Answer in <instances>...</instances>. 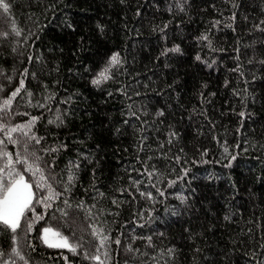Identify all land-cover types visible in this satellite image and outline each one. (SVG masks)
Here are the masks:
<instances>
[{
	"label": "trees",
	"instance_id": "trees-1",
	"mask_svg": "<svg viewBox=\"0 0 264 264\" xmlns=\"http://www.w3.org/2000/svg\"><path fill=\"white\" fill-rule=\"evenodd\" d=\"M5 2L0 264H264V0Z\"/></svg>",
	"mask_w": 264,
	"mask_h": 264
},
{
	"label": "snow or ice",
	"instance_id": "snow-or-ice-1",
	"mask_svg": "<svg viewBox=\"0 0 264 264\" xmlns=\"http://www.w3.org/2000/svg\"><path fill=\"white\" fill-rule=\"evenodd\" d=\"M0 8L7 12L9 9V5L5 2V0H0ZM17 34L19 33L17 32ZM3 35L6 36L7 33H4ZM204 39H207V37H204ZM178 50V48L174 49V51ZM197 59H199V57H197ZM110 63L112 65L119 63L118 54H114L110 58ZM107 72V68L100 72L99 79L93 80V84H98L101 82V80L108 79L109 77L107 75ZM21 86H23L22 83ZM16 94L17 92L11 93V96L3 101L4 108H7L11 104L12 98H14ZM241 115H243V113H241ZM2 130L3 129L0 128V131ZM17 130L18 128H12L9 131L15 132ZM9 139H11L10 135ZM0 143H3V141H0ZM2 155L7 157L8 163L6 167L11 169L13 163L12 154L4 152L2 153ZM41 178L43 179V177ZM69 179L71 180V177H69ZM37 186L39 187V185ZM33 195L32 185L25 181L24 176L20 173L9 171L7 174V181L4 177H0V224L4 225L13 233H15L16 229L20 226V220L24 216L25 211L30 210ZM50 236L53 239H49ZM44 241L50 247H64L73 252H75L76 250L75 247H73L69 243L67 237H63L60 235V233L54 232L48 228L44 229ZM101 243L103 244V240L101 241ZM117 243H119V241H117ZM93 258L96 260L100 259L99 255Z\"/></svg>",
	"mask_w": 264,
	"mask_h": 264
},
{
	"label": "rangeland",
	"instance_id": "rangeland-1",
	"mask_svg": "<svg viewBox=\"0 0 264 264\" xmlns=\"http://www.w3.org/2000/svg\"><path fill=\"white\" fill-rule=\"evenodd\" d=\"M26 181V180H25ZM32 192H33V189H32ZM48 228V227H47ZM46 229V228H45ZM48 229H51V228H48ZM52 230V229H51ZM53 231V230H52ZM55 232V231H54ZM44 235V233H43ZM49 239H53L51 236L49 237Z\"/></svg>",
	"mask_w": 264,
	"mask_h": 264
}]
</instances>
